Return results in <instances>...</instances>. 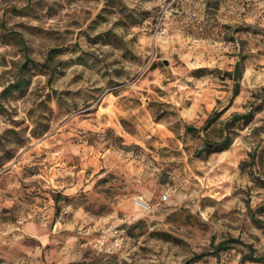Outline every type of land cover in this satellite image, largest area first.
I'll return each mask as SVG.
<instances>
[{"label": "rangeland", "instance_id": "374dc122", "mask_svg": "<svg viewBox=\"0 0 264 264\" xmlns=\"http://www.w3.org/2000/svg\"><path fill=\"white\" fill-rule=\"evenodd\" d=\"M0 264H264V0H0Z\"/></svg>", "mask_w": 264, "mask_h": 264}, {"label": "trees", "instance_id": "16d2710c", "mask_svg": "<svg viewBox=\"0 0 264 264\" xmlns=\"http://www.w3.org/2000/svg\"><path fill=\"white\" fill-rule=\"evenodd\" d=\"M227 74L234 77V78H238L241 75V60L237 61L234 71L233 72H227ZM237 88H238V85L236 86L235 90H237ZM228 141H229V138L225 137L224 139H222L221 141H218V142L217 141L216 142L208 141L206 146H209V147L221 146V145L227 144ZM233 242L243 243L239 239H227V240H224V241H221L220 243H218L214 250L218 251L220 249L226 248L227 245H229Z\"/></svg>", "mask_w": 264, "mask_h": 264}, {"label": "built area", "instance_id": "2783aa9c", "mask_svg": "<svg viewBox=\"0 0 264 264\" xmlns=\"http://www.w3.org/2000/svg\"><path fill=\"white\" fill-rule=\"evenodd\" d=\"M142 200H143V199H141V198H140V199H138V201H139V202H143Z\"/></svg>", "mask_w": 264, "mask_h": 264}]
</instances>
